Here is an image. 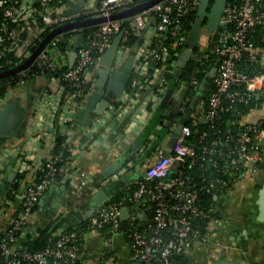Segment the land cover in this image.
Instances as JSON below:
<instances>
[{
    "label": "built area",
    "instance_id": "2783aa9c",
    "mask_svg": "<svg viewBox=\"0 0 264 264\" xmlns=\"http://www.w3.org/2000/svg\"><path fill=\"white\" fill-rule=\"evenodd\" d=\"M145 1L149 0H0V73L24 64L54 29L97 20L55 33L26 68L0 76V112L16 96L25 106L32 103L21 128L0 138V168L10 158L16 166L9 186H4L0 175V264H85L78 243L81 237L75 229H56L45 247L36 250L25 248L22 234L31 228L34 212L56 186L70 185L64 202L72 211L84 202L86 188L99 185L75 165V143H79L70 133L77 113L95 92L101 93L108 105L88 117V136L109 131L104 126L108 119L105 111L113 110L117 119L123 120L134 112L139 100L142 118L149 119L160 110L164 97H169L177 108L174 121L168 124L163 118L157 127L166 126L171 138L179 119L187 114L175 144H169V150L156 147L157 154L134 187L122 196L104 193L102 202L91 208L92 215L88 213L81 221L86 222L84 229L105 234L108 246L120 235L128 244L131 259L139 264H172L194 246L209 243L215 235L211 223L219 199L254 169L264 127L246 120L248 112L237 123V136L231 129L223 132L217 128L219 134L211 140L206 141V131L198 139L192 137L201 122L213 125L221 115L248 105L264 90V58L253 36L264 28V0H227L218 27L204 26L178 76L191 29L188 24L192 26L202 0H159L131 16L113 17ZM212 4L213 0L208 9ZM205 30L207 38L203 37ZM118 34L121 37L110 71L127 67L129 78L122 92L111 96L107 85H99L98 80L105 67L103 55ZM73 51L76 56L70 65ZM62 64L68 68L46 79L45 86L36 85L39 76ZM33 67L40 72L34 78ZM251 68L259 70L249 72ZM34 116L31 129L34 123L29 125V120ZM82 150L80 154L88 151ZM216 155H226L224 165L219 166ZM123 162L125 167L100 182L101 189L134 166L130 158ZM212 168L218 173L209 174ZM202 194L211 197L207 209L201 205ZM123 209L128 211L125 218ZM60 215L58 212L47 225L59 221ZM228 250L230 247L222 253Z\"/></svg>",
    "mask_w": 264,
    "mask_h": 264
},
{
    "label": "crops",
    "instance_id": "0c3cea01",
    "mask_svg": "<svg viewBox=\"0 0 264 264\" xmlns=\"http://www.w3.org/2000/svg\"><path fill=\"white\" fill-rule=\"evenodd\" d=\"M207 35L206 31L203 37L206 38ZM261 43L262 45L258 44V47L264 58V33ZM108 79L106 78V85ZM36 80L38 87L46 85L47 81L44 76H39ZM110 95L116 94L114 91H110ZM257 97L262 98L261 102L255 107L253 105L245 119L264 122V90L258 93ZM168 98L164 97L160 103V110L149 119H143L141 116L143 109L140 100L136 103L134 112L123 120L117 119L113 110L105 111L108 119L104 126L108 127L109 131L105 132L100 129L101 132H94L95 134L93 133L91 136H88L87 133L90 132L86 127L87 123L77 118L78 112L75 125L70 132L73 141L79 143H75L77 145H75L74 153L75 165L90 173L99 185L86 188L83 192L84 202L78 209L72 211H68V206L64 202L68 192L71 191L70 185L61 183L56 186L51 191L50 197L34 212V222L30 229L36 230L37 228L38 231V228L44 227L52 221L58 212L61 215L59 221H55L54 224L65 220L58 230L66 229L70 224L80 223L85 219L93 207L98 193L121 196L127 194L134 187L132 184L142 178L145 167L157 154L156 147L161 145L166 150L170 149L169 144L172 138L167 133L169 132L168 128L165 125L162 129L157 127L158 124H162L163 118L168 120V124L170 121H174L177 108L171 105V100ZM102 103L99 99L95 107L99 109ZM107 105L108 103L105 104L104 109ZM95 113L92 110L89 117ZM183 118L184 116L179 119V122ZM35 119V116L30 119L29 125L34 123ZM34 126L35 123L31 129ZM98 133L102 134L98 135ZM261 141L260 155L254 169L245 173L235 188L219 199L217 213L211 223L215 233L213 239L209 243L194 246L186 256H183L184 259L177 258L172 264H220L224 260H245L249 264H264V210L260 204V191L264 185V142L261 143ZM89 145H92L93 148H90ZM82 148L83 150L88 149V151L80 154ZM35 149L39 150L38 147ZM125 158H130L134 164L133 168L127 170L126 175L123 174L120 179L115 180L108 187L101 189L100 182L103 179L118 173L125 167L123 162ZM13 163L12 158L1 163L0 175L3 177L4 186H9V182L15 177L10 178L11 173L16 174V166ZM68 214H71L72 217L69 222H66L64 218ZM223 220L227 222L223 224ZM105 236V234L95 231L85 232L83 239L85 264H139L131 259L130 250L124 238L117 235L114 244L108 246L104 239ZM25 239L26 232L22 234V241L24 242ZM226 247H230V250L224 255L222 252Z\"/></svg>",
    "mask_w": 264,
    "mask_h": 264
},
{
    "label": "water",
    "instance_id": "95a60500",
    "mask_svg": "<svg viewBox=\"0 0 264 264\" xmlns=\"http://www.w3.org/2000/svg\"><path fill=\"white\" fill-rule=\"evenodd\" d=\"M158 1L159 0H149V1L142 2V3L134 6L133 8H131L129 10H126V11H123V12H120L118 14L113 15V17L131 16V15L153 5L154 3L158 2ZM210 2H211V0H202L201 5L199 6V9L197 11V16H196V18H195V20L191 26L188 37L186 39L187 48L185 51L184 59H182V61L180 63L179 70L176 72L177 76L179 75V72L182 69V67H184L190 53L193 51V49L196 47L197 43L201 39L202 32L204 30V26L208 27L210 29H216L219 25V20L222 16V13H223V10H224L225 5L227 3V0H213V4H212L211 8L208 9ZM96 21L97 20L83 21V22H78V23H73V24H67V25L59 27L57 29H54L43 39L40 46L34 51L33 55L24 64H22L16 68H13L11 70L0 73V76H4V75H7L9 73H13V72L21 70L23 68H26L34 60V58L40 53V51L42 50L44 45L49 41V39L55 33L59 32L61 30L67 29L69 27L75 26V25L76 26L77 25H86V24H89L91 22H96ZM120 37H121V34H118L115 37V39L112 42V45L107 49V51L103 55L102 62L105 65V67H102L100 69V76H99V80H98L99 85H105L106 84L105 83L106 78L107 79L109 78L108 82H107V87L109 89H111V91H114L116 95H119L122 92V90L124 89V87L128 81V78H129V75L127 74V67H123L122 69H113L110 71V66L112 65L116 50L119 46ZM75 56H76V52L73 51L72 54L70 55V60H69L70 65L73 63ZM215 69L216 68L214 66V68L212 69V71L209 75L210 77L214 74ZM206 81H207V79L205 78V81L203 83L205 88L207 87ZM32 83H33V80L31 82V84ZM34 94H36V93H34ZM33 96L34 95L32 94L31 99L33 98ZM99 99H101V101L103 103L100 105V107L98 109L95 107V104ZM198 99H199V97L196 98L194 104L198 101ZM106 103H108V100L102 99L101 93H98V92L93 93L92 95L89 96L86 106L79 111V115H77V118L86 122L92 110L94 112H101L104 109ZM194 104L189 106L188 111H191L192 106ZM30 105H32V103H30L27 106L23 105L21 102V98L19 96L14 97L10 103H6L4 105V107L2 108V110L0 112V138L7 137V136L11 135L13 132H16L17 130H19L21 128L26 117L30 113V111H29ZM186 116H187V114L184 116L183 119H181L180 125L175 130V133H174V135L171 139V142H170L171 147L175 144L177 135L180 133V130L183 126V123L186 122V120H185ZM263 142H264V139L261 141V143H263ZM114 167H115V165H114ZM11 174H12V176L10 178L12 179L13 176H15V175H14V173H11ZM98 194L99 195L97 197H95V202H94L93 207H96L98 204H100L102 202V199L105 197V195L103 193H98ZM260 195H261L260 204H261L262 209L264 210V185L260 191ZM93 212H94V209H91L89 214L92 215ZM127 214H128L127 209H123L121 212V216L123 218H125L127 216ZM220 264H249V263L245 260H239V261L224 260Z\"/></svg>",
    "mask_w": 264,
    "mask_h": 264
},
{
    "label": "trees",
    "instance_id": "16d2710c",
    "mask_svg": "<svg viewBox=\"0 0 264 264\" xmlns=\"http://www.w3.org/2000/svg\"><path fill=\"white\" fill-rule=\"evenodd\" d=\"M188 28H191V23L189 22L188 24ZM263 33H264V28H259L256 30L255 33H253V36L255 38V40H257V43L259 45H262L261 43V38L263 37ZM68 68L67 64H62L60 65L57 70L55 71H46L44 73V77L46 79H50L51 76H53L54 74H59L62 71L66 70ZM33 70H31L32 72V77H36L38 74H40V72L36 69V67L32 68ZM256 72L259 69L258 68H254V69H250L249 72ZM13 73H9L8 75L14 74ZM209 80L211 81V77H209ZM262 100V98H258L257 95H254L252 101L248 104V105H240L238 107V109L236 111H228L226 113H224L223 115H221L218 119H216L212 124L207 123V122H201L198 127H199V132L195 133L192 137V139H198V137L204 132L206 131L208 133V136L206 138V141L211 140L213 138H215L219 133L217 132V128L221 129L223 132L226 131L227 129H231L233 130V134L235 136H237L238 134V121L241 119L242 115H244L245 113L249 112L250 109L255 106H257L258 103H260ZM260 126L264 127V122L263 121H259ZM223 152H225L226 154L229 153V150L225 147L221 148ZM217 158V160L219 161V166L224 165L225 164V160H226V155L224 156H215ZM211 171H209L210 173H213L214 175L218 173V171L215 168L210 169ZM117 198V196L115 197ZM201 205L204 207V209L209 208L210 204H211V197L209 196V194H202L201 195ZM212 216V215H211ZM72 215L68 214L66 218V222H69V220L71 219ZM215 217V215H214ZM65 221V220H64ZM63 220H61L60 222H58L57 224H55L53 226V222H51L49 225H47L45 228H39L38 229V236L34 237V233H35V229H28L26 230V239L24 240V245L25 248L30 249V250H36V249H41L43 247H45V245L50 241L51 233L53 231H55L56 229H58L62 223L64 222ZM125 222V220L123 221ZM202 229L205 231L207 230V221L202 222ZM86 226V222H80V223H73L70 224L66 229L67 230H72L75 229L78 231V233L80 234V240L78 241L80 247L82 250H84L83 247V239H84V234L86 231V229H84V227ZM53 238V237H52ZM51 238V239H52ZM177 258H183V255Z\"/></svg>",
    "mask_w": 264,
    "mask_h": 264
},
{
    "label": "rangeland",
    "instance_id": "374dc122",
    "mask_svg": "<svg viewBox=\"0 0 264 264\" xmlns=\"http://www.w3.org/2000/svg\"><path fill=\"white\" fill-rule=\"evenodd\" d=\"M205 31H206V30H205ZM206 38H207V37H206ZM205 40H206V39H205ZM12 142H13V141H11V140L9 141V143H12Z\"/></svg>",
    "mask_w": 264,
    "mask_h": 264
}]
</instances>
